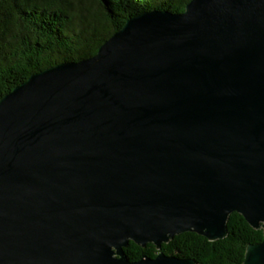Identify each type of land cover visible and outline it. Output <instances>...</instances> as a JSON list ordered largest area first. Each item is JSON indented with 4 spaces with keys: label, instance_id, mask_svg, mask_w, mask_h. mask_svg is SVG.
Returning <instances> with one entry per match:
<instances>
[{
    "label": "water",
    "instance_id": "obj_1",
    "mask_svg": "<svg viewBox=\"0 0 264 264\" xmlns=\"http://www.w3.org/2000/svg\"><path fill=\"white\" fill-rule=\"evenodd\" d=\"M231 213L264 231V0L143 13L0 99V264H195L123 249Z\"/></svg>",
    "mask_w": 264,
    "mask_h": 264
},
{
    "label": "trees",
    "instance_id": "obj_2",
    "mask_svg": "<svg viewBox=\"0 0 264 264\" xmlns=\"http://www.w3.org/2000/svg\"><path fill=\"white\" fill-rule=\"evenodd\" d=\"M190 0H0V99L31 75L61 63L94 56L124 23L149 11L182 13ZM237 213L226 221V236L209 241L192 232L145 247L129 241L126 258H154L159 252L195 264H243L246 249L262 241Z\"/></svg>",
    "mask_w": 264,
    "mask_h": 264
}]
</instances>
